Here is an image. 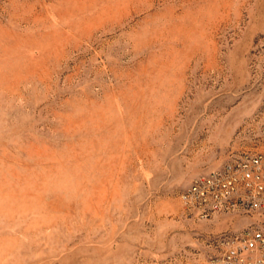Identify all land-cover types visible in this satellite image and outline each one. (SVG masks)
<instances>
[{"label":"rangeland","instance_id":"1","mask_svg":"<svg viewBox=\"0 0 264 264\" xmlns=\"http://www.w3.org/2000/svg\"><path fill=\"white\" fill-rule=\"evenodd\" d=\"M264 153V0H0V264H213L262 213L181 193Z\"/></svg>","mask_w":264,"mask_h":264},{"label":"built area","instance_id":"2","mask_svg":"<svg viewBox=\"0 0 264 264\" xmlns=\"http://www.w3.org/2000/svg\"><path fill=\"white\" fill-rule=\"evenodd\" d=\"M180 200L190 215L264 214V153L243 152L195 179ZM213 264H264V228L224 233L212 244Z\"/></svg>","mask_w":264,"mask_h":264}]
</instances>
